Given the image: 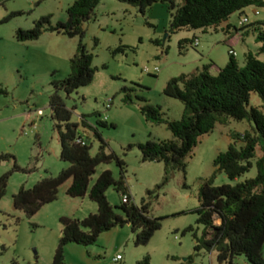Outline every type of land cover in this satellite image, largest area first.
<instances>
[{"label":"rangeland","instance_id":"obj_1","mask_svg":"<svg viewBox=\"0 0 264 264\" xmlns=\"http://www.w3.org/2000/svg\"><path fill=\"white\" fill-rule=\"evenodd\" d=\"M73 1L0 0V88L6 92L0 94V154L10 156L0 164V177L10 174L6 194L0 199V264L12 260L17 264H51L61 232L59 218L83 219L96 212V204L87 195L77 199L67 197L68 183L60 187L56 201L42 207L31 218L14 209L12 203V196L21 187L30 189L68 166L59 159L60 145L50 118L49 98L53 93L52 82L61 81L69 74V60L78 44V38L51 32H44L37 40L19 42L15 32L30 29L43 16H51L53 26L65 22L66 10ZM16 13L20 15L13 16ZM243 17H247L248 23L241 25ZM169 20L170 13L161 4L153 5L141 15L125 3L102 0L94 18L83 25L82 41L93 56L94 78L70 96L60 93L71 110V123L78 126V135L91 145L90 154L94 156L98 152L99 142L93 135V130H98L107 144L106 152H113L124 162L126 184L133 203L138 206L148 190L162 183L164 174L162 163L141 162L138 145L148 139L173 137L166 125L145 120L140 113L143 103L137 98L159 106L164 119L179 120L183 104L162 93L166 83L181 74L200 71L211 63L208 55L218 62L227 60L232 48L223 40H232L238 47H242L243 39L251 43L257 36L255 20L263 23L264 32V7H247L234 13L227 23L205 31L184 29L169 34ZM227 24L233 27L229 34L225 32ZM194 38H198V47L189 43L179 50V41ZM156 40L159 46L154 44ZM242 58L243 54L236 59L240 66ZM259 59L264 61V55ZM214 66L213 75L216 67L219 68L217 64ZM154 68L159 71L153 72ZM127 95L132 103L124 102ZM108 100L111 107L106 109ZM249 107L259 108L264 114V104L256 93L250 95ZM98 121H105L108 127L99 126ZM110 124L115 128L109 127ZM250 129L248 121L228 119L199 138L186 159L185 173L176 171L152 200L150 216L161 219V228L146 246L134 245L129 226L118 227L101 234L95 245H68L65 264H136L146 255L150 264H217L215 251H194V235L201 238L204 232L194 213L199 207L200 180L211 177L215 170L213 161L227 150L230 136ZM14 162L18 171H13ZM106 170L118 178L115 162L103 164L96 168L89 187ZM254 175L255 169L245 178ZM230 183L224 173H217L214 178V186ZM106 197L112 206H119L121 197L113 189L106 192ZM188 227L192 231L183 234ZM117 255L121 257L118 262ZM189 258L191 262H187ZM234 264L248 262L237 257Z\"/></svg>","mask_w":264,"mask_h":264},{"label":"trees","instance_id":"obj_2","mask_svg":"<svg viewBox=\"0 0 264 264\" xmlns=\"http://www.w3.org/2000/svg\"><path fill=\"white\" fill-rule=\"evenodd\" d=\"M102 0H74L67 8V19L51 25V16H43L33 22L30 29H18L15 38L19 42L37 40L44 32L78 38L73 57L69 60V74L61 81H53V93L49 98L50 118L54 123L60 145L59 159L68 166L55 177H46L32 188L21 187L12 196L13 207L31 218L45 205L57 200L59 189L68 183L67 197L84 198L96 204V212L83 219L60 217V237L51 264H65V249L70 244L80 246L95 245L99 236L118 227L129 226L134 234L136 247L146 246L154 233L161 228V219L150 216L151 203L157 197V191L166 184L176 172L185 173L186 159L192 154L201 136L211 133L217 123L228 119L248 121L250 131L233 133L231 143L225 152L219 153L214 161V172L208 179L200 180L198 191L199 207L194 211L197 224L204 227L201 238L194 235L195 253L201 250L215 251L217 264H234V259L244 257L248 264H264V114L259 108L249 107L252 93H256L264 104V55L263 23H255L256 43L259 48L255 53L244 56L243 65L229 53L228 62L222 68L214 64L203 66L200 71L181 74L171 78L163 89L166 97L183 104L179 120L163 118L161 108L148 103L144 98H137L143 105L140 113L147 122L166 125L172 134L170 140L148 139L138 145L142 163H162V183L153 190H148L140 205L133 199L126 184V166L113 152L107 153V144L98 130H93L99 142L96 155L90 154L91 145L86 139L84 146L76 143L77 125L71 123L69 110L60 96H70L77 89L89 85L96 69L92 65L93 56L83 45L84 23L94 18L95 10ZM134 7L141 15L155 4L166 7L170 13L168 33L178 31L216 28L227 23L237 12L250 6L264 7V0H116ZM20 13L13 14L18 16ZM233 27L226 25L229 34ZM97 44V41H94ZM191 40H181V51ZM156 46L159 41H154ZM163 46V44H162ZM126 92V90H123ZM0 94H6L0 88ZM124 102L132 103L127 95ZM99 117V114H96ZM84 126H87L83 122ZM101 127H108L105 121H98ZM109 127L115 128L113 124ZM9 155L0 154V164L9 159ZM115 162L119 176L103 171L89 187L96 168ZM253 169L255 175L245 178ZM14 162L13 171H18ZM217 173H224L230 184L214 186ZM10 174L0 177V199L6 194ZM113 189L121 201L119 206H112L106 192ZM126 196L127 200L122 201ZM188 227L184 233L191 232ZM189 258L187 262H191ZM9 264H17L12 260ZM136 264H150V257L144 256Z\"/></svg>","mask_w":264,"mask_h":264},{"label":"crops","instance_id":"obj_3","mask_svg":"<svg viewBox=\"0 0 264 264\" xmlns=\"http://www.w3.org/2000/svg\"><path fill=\"white\" fill-rule=\"evenodd\" d=\"M258 20V19H257ZM255 20V22H259ZM195 35H193L194 37ZM248 36H246L247 38ZM223 42H225L226 44H229L230 48H232L234 51H235V59L239 58L242 54H243V58L245 56L246 53L248 52H252V53H255L257 51V49L259 48V44L256 43V38L255 36L253 37V40L251 43H248V40L246 39H243V42H242V47H238V43H235L233 44L232 43V40H223ZM240 49L239 52L236 51V49ZM208 60H210V62H212L213 64H217V66L219 68H221L220 66H225L226 63L228 62V59L227 60H224L222 62H218L217 59L213 56V55H208ZM242 58V59H243ZM218 62V63H217Z\"/></svg>","mask_w":264,"mask_h":264},{"label":"built area","instance_id":"obj_4","mask_svg":"<svg viewBox=\"0 0 264 264\" xmlns=\"http://www.w3.org/2000/svg\"><path fill=\"white\" fill-rule=\"evenodd\" d=\"M255 15H258V11H255ZM247 23H248V19H247V17H243V18L240 20V24H241V25H244V24H247ZM192 44H193L194 47H198V45H199L198 38H194ZM228 53H229L231 56H233V57H235V55H236L235 52H234L232 49H230V50L228 51ZM158 71H159L158 68H154V70H153V72H155V73L158 72ZM145 72H149V70H148V69H145ZM109 101H110V100H108V102L106 103V106H105L106 109H109V108L111 107V104H110ZM76 143H78V144L84 146V145L86 144V139H85L83 136L78 135V136H76ZM126 200H127V197H126V196H123V197H122V201L125 202ZM120 260H121V257H120L119 255H117V256L115 257V261L118 262V261H120Z\"/></svg>","mask_w":264,"mask_h":264}]
</instances>
